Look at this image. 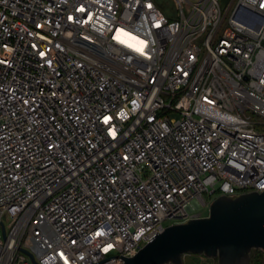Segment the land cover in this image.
Here are the masks:
<instances>
[{"label": "built area", "instance_id": "obj_1", "mask_svg": "<svg viewBox=\"0 0 264 264\" xmlns=\"http://www.w3.org/2000/svg\"><path fill=\"white\" fill-rule=\"evenodd\" d=\"M221 1L0 0V264H123L264 191V0Z\"/></svg>", "mask_w": 264, "mask_h": 264}, {"label": "water", "instance_id": "obj_2", "mask_svg": "<svg viewBox=\"0 0 264 264\" xmlns=\"http://www.w3.org/2000/svg\"><path fill=\"white\" fill-rule=\"evenodd\" d=\"M221 2L224 7L227 0ZM149 241L133 257L120 256L123 264H183L185 255L250 264L251 251L264 253V191L217 197L207 216L168 226Z\"/></svg>", "mask_w": 264, "mask_h": 264}, {"label": "rangeland", "instance_id": "obj_3", "mask_svg": "<svg viewBox=\"0 0 264 264\" xmlns=\"http://www.w3.org/2000/svg\"><path fill=\"white\" fill-rule=\"evenodd\" d=\"M201 212H203L206 216L208 214V210L207 211L201 210ZM163 225H164V227H168V226L172 225V222L171 221H165L163 223ZM253 251H256V250H253ZM253 251H251L250 254H252ZM183 264H216V263H215L214 260L205 261V260L202 259V256H198V255H185V256H183Z\"/></svg>", "mask_w": 264, "mask_h": 264}, {"label": "trees", "instance_id": "obj_4", "mask_svg": "<svg viewBox=\"0 0 264 264\" xmlns=\"http://www.w3.org/2000/svg\"><path fill=\"white\" fill-rule=\"evenodd\" d=\"M250 264H264V254L259 250L253 251L250 254Z\"/></svg>", "mask_w": 264, "mask_h": 264}, {"label": "snow or ice", "instance_id": "obj_5", "mask_svg": "<svg viewBox=\"0 0 264 264\" xmlns=\"http://www.w3.org/2000/svg\"><path fill=\"white\" fill-rule=\"evenodd\" d=\"M139 50V49H138Z\"/></svg>", "mask_w": 264, "mask_h": 264}]
</instances>
